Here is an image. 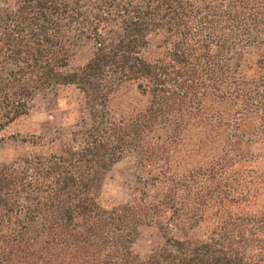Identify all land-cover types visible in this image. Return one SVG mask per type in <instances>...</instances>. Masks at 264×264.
I'll list each match as a JSON object with an SVG mask.
<instances>
[{
    "label": "trees",
    "instance_id": "trees-1",
    "mask_svg": "<svg viewBox=\"0 0 264 264\" xmlns=\"http://www.w3.org/2000/svg\"><path fill=\"white\" fill-rule=\"evenodd\" d=\"M0 9V144L29 148L0 167V264H264V0ZM84 42L92 50L72 66ZM66 85L89 119L73 145L60 132L9 133L35 96ZM125 160L133 199L105 206V179ZM150 226L165 242L139 255Z\"/></svg>",
    "mask_w": 264,
    "mask_h": 264
},
{
    "label": "rangeland",
    "instance_id": "rangeland-1",
    "mask_svg": "<svg viewBox=\"0 0 264 264\" xmlns=\"http://www.w3.org/2000/svg\"><path fill=\"white\" fill-rule=\"evenodd\" d=\"M2 11L0 9V17ZM92 50L91 43H81L76 48L72 66L84 63ZM258 52L248 49L243 58L242 70L255 61ZM131 89L117 93L111 102L113 107L125 106L133 98ZM88 112L84 108L82 95L73 86L55 87L43 95L35 96L30 103L29 114L18 120L9 129L10 134L21 137L34 134H63L61 147L73 145L70 133L85 127L88 123ZM22 141L7 140L0 144V167L14 161L28 151ZM135 169L131 162L125 160L116 164L105 179L101 202L105 206L120 205L130 202L135 192ZM165 232L159 226L143 227L133 247L139 255H146L159 249L165 242Z\"/></svg>",
    "mask_w": 264,
    "mask_h": 264
}]
</instances>
